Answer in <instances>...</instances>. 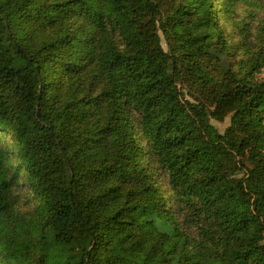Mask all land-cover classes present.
<instances>
[{
  "label": "trees",
  "instance_id": "obj_1",
  "mask_svg": "<svg viewBox=\"0 0 264 264\" xmlns=\"http://www.w3.org/2000/svg\"><path fill=\"white\" fill-rule=\"evenodd\" d=\"M0 264H264V0H0Z\"/></svg>",
  "mask_w": 264,
  "mask_h": 264
},
{
  "label": "rangeland",
  "instance_id": "obj_2",
  "mask_svg": "<svg viewBox=\"0 0 264 264\" xmlns=\"http://www.w3.org/2000/svg\"><path fill=\"white\" fill-rule=\"evenodd\" d=\"M216 7V6H215ZM230 116H228L224 122H216V121H212V124H214L215 126H217L220 130L221 133H223L227 128L228 126L230 125ZM14 166H16V162L14 161L13 162ZM26 203H31V199L30 198H27L26 199Z\"/></svg>",
  "mask_w": 264,
  "mask_h": 264
}]
</instances>
